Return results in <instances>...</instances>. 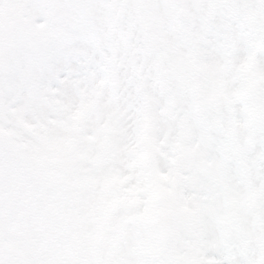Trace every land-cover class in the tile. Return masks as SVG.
I'll use <instances>...</instances> for the list:
<instances>
[{
    "label": "rangeland",
    "instance_id": "374dc122",
    "mask_svg": "<svg viewBox=\"0 0 264 264\" xmlns=\"http://www.w3.org/2000/svg\"><path fill=\"white\" fill-rule=\"evenodd\" d=\"M91 1L0 0V249L264 264V0Z\"/></svg>",
    "mask_w": 264,
    "mask_h": 264
},
{
    "label": "bare ground",
    "instance_id": "6f19581e",
    "mask_svg": "<svg viewBox=\"0 0 264 264\" xmlns=\"http://www.w3.org/2000/svg\"><path fill=\"white\" fill-rule=\"evenodd\" d=\"M85 81V83H86V80H84ZM79 91L82 93V89H79Z\"/></svg>",
    "mask_w": 264,
    "mask_h": 264
}]
</instances>
